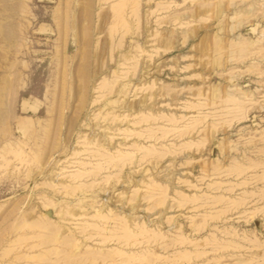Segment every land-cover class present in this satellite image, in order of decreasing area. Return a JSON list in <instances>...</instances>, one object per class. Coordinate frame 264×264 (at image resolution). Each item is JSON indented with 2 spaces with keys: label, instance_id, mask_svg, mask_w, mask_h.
Returning <instances> with one entry per match:
<instances>
[{
  "label": "rangeland",
  "instance_id": "374dc122",
  "mask_svg": "<svg viewBox=\"0 0 264 264\" xmlns=\"http://www.w3.org/2000/svg\"><path fill=\"white\" fill-rule=\"evenodd\" d=\"M0 255L264 264V0H0Z\"/></svg>",
  "mask_w": 264,
  "mask_h": 264
},
{
  "label": "bare ground",
  "instance_id": "6f19581e",
  "mask_svg": "<svg viewBox=\"0 0 264 264\" xmlns=\"http://www.w3.org/2000/svg\"><path fill=\"white\" fill-rule=\"evenodd\" d=\"M62 28H63V27H62ZM62 35H63V34H62ZM245 50H246V49H245ZM106 83H107V82H106ZM107 84H108V83H107ZM105 88H106V87H105ZM244 108H245V107H244ZM260 108H261V107H260ZM95 153H96V152H95ZM95 153H94V154H95ZM98 155H99V154H98ZM96 156H97V155H96ZM104 156H106V155H104ZM107 156H108V155H107ZM122 156H123V155H122ZM113 157H114V155L112 156V158H113ZM124 157H125V156H124ZM124 157H121V158H124ZM119 158H120V157H119ZM125 158H126V157H125ZM113 159H114V158H113ZM117 159H118V158H117ZM127 159H128V158H127ZM107 160H108V159H107ZM124 160H125V159H124ZM106 162H107V161H106ZM80 163H81V162H80ZM78 164H79V163H78ZM86 164H87V163H86ZM80 165H81V164H80ZM80 165H79V166H80ZM94 165H95V164H94ZM118 165H119V164H118ZM84 166H85V165H84ZM100 166H101V165H100ZM110 166H111V165H110ZM112 166H113V165H112ZM92 167H93V166H92ZM92 167H91V168H92ZM118 167H119V166H118ZM82 168H83V167H82ZM96 168H97V167H96ZM98 168H99V167H98ZM48 169H49V168H48ZM79 169H80V168H79ZM87 170H88V169H87ZM94 170H95V169H94ZM100 170H101V169H100ZM77 171H78V170H77ZM81 171H82V170H81ZM83 172H84V171H83ZM89 172H90V170H89ZM79 173H80V171H79ZM81 173H82V172H81ZM87 173H88V172H87ZM73 175H74V174H73ZM87 175H88V174H87ZM69 177H70V176H69ZM71 177H72V176H71ZM75 177H76V176H75ZM73 181H74V180H73ZM69 182H70V181H69ZM66 187H67V186H66ZM57 189H58V188H57ZM69 189H70V188H69ZM71 189H72V188H71ZM155 190H156V189H155ZM157 190H158V189H157ZM157 190H156V191H157ZM50 191H51V190H50ZM55 191H56V190H55ZM61 191H62V189H61ZM158 191H159V190H158ZM160 191H161V190H160ZM48 193H49V192H48ZM67 193H68V192H67ZM155 193H156V192H155ZM155 193H154V194H155ZM162 193H164V192H162ZM60 194H61V193H60ZM160 194H161V193H160ZM158 196H159V195H158ZM54 197H55V196H54ZM89 197H90V196H89ZM58 198H59V197H58ZM61 198H62V197H61ZM56 199H57V196H56ZM76 199H77V198H76ZM47 200H48V199H47ZM63 200H64V199H63ZM77 200H78V199H77ZM49 201H51V200H48V202L46 201L47 204H49ZM61 201H62V200H61ZM46 202H44V203H46ZM76 202H77V201H76ZM44 205H45V204H44ZM49 205H50V204H49ZM83 205H84V204H83ZM45 206H46V205H45ZM47 207H48V206H47ZM25 209H26V208H25ZM64 211H65V210H64ZM23 212H24V210H23ZM56 212H57V211H56ZM13 213H14V212H13ZM56 214H57V213H56ZM95 215H96V213H95ZM13 216H14V215H13ZM101 216H102V214H101ZM50 217H51V216H50ZM66 217H67V215H66ZM106 217H107V216H106ZM16 218H17V217H16ZM75 218H76V217H75ZM66 219H67V218H66ZM66 219H65V220H66ZM110 219H111V218H110ZM50 220H51V219H50ZM94 220H96V219H94ZM101 220H102V219H101ZM45 221H46V220H45ZM45 221H43L42 223H44ZM61 221H62V220H61ZM103 221H104V220H103ZM103 221H102V222H103ZM108 221H109V220H108ZM117 221H119V220L117 219ZM22 222H23V221H22ZM49 222H50V221H49ZM97 222H98V221H97ZM97 222H96V223H97ZM99 222H100V221H99ZM113 222H114V221H113ZM113 222H111V223H113ZM45 223H48V222H45ZM61 223H62V222H61ZM85 223H86V222H85ZM88 223H89V222H88ZM120 223H121V222H120ZM27 224H28V223H27ZM49 224H51V223H49ZM98 224H99V223H98ZM100 224H101V223H100ZM117 224H118V223H117ZM121 224H122V223H121ZM32 225H33V224H32ZM35 225H36V224H35ZM43 225H44V224H43ZM46 225H48V224H46ZM51 225H53V224H51ZM51 225H50V226H51ZM56 225H57V224H56ZM59 225H60V224H59ZM92 225H93V224H92ZM95 225H96V224H95ZM111 225H112V224H111ZM19 226H20V225H19ZM24 226H25V225H24ZM33 226H34V225H33ZM38 226H39V225H38ZM57 226H58V225H57ZM57 226H56V227H57ZM60 226H61V225H60ZM109 226H110V225H109ZM113 226H114V225H113ZM128 226H129V224H128ZM39 227H41V226H39ZM47 227H49V225H48ZM47 227H45V228H47ZM84 227H85V226H84ZM86 227H88V226H86ZM111 227H112V226H111ZM25 228H26V227H25ZM45 228H44V229H45ZM57 228H58V227H57ZM59 228H60V227H59ZM62 228H63V227H62ZM89 228H90V226H89ZM91 228H92V227H91ZM120 228H121V227H120ZM47 229H48V228H47ZM47 229H46V230H47ZM80 229H81V228H80ZM94 229H95V228H94ZM118 229H119V227H118ZM54 230L57 231V229H54ZM82 230L84 231V229H82ZM112 230H113V229H112ZM119 230H120V229H119ZM124 230H125V229H124ZM83 231H82V232H83ZM100 231H101V230H100ZM115 231H116V229H115ZM78 232H79V231H78ZM88 232H89V231H88ZM117 232H118V231H117ZM120 232H121V230H120ZM52 233H53V232H52ZM75 233H76V231H75ZM132 233H133V232H132ZM46 234H47V233H46ZM54 234H55V233H54ZM68 234H69V233H68ZM93 234H94V233H93ZM4 235H5V234H4ZM76 235H77V234H76ZM116 235H117V234H116ZM46 236H47V235H46ZM68 236H69V235H68ZM73 236H74V235H73ZM82 236H83V235H82ZM88 236H89V235H88ZM103 236H104V235H103ZM108 236H110V235H108ZM22 237H23V239L25 238L24 236H22ZM62 237H63V236H62ZM93 237H94V236H93ZM111 237H112V236H111ZM44 238H45V237H44ZM44 238H43V239H44ZM49 238H50V237H49ZM83 238H84V237H83ZM121 238H122V237H121ZM13 239H14V238H13ZM38 239H39V238H38ZM45 239H46V238H45ZM57 239H58V238H57ZM75 239H76V238H75ZM100 239H101V238H100ZM110 239H111V238H110ZM25 240H26V239H25ZM95 240H96V239H95ZM43 241H44V240H43ZM55 241H56V240H55ZM55 241H54V242H55ZM64 241H65V240H64ZM78 241H79V240H78ZM102 241H103V240H102ZM113 241H114V240H113ZM122 241H123V240H122ZM15 242H16V240H15ZM20 242H21V240H20ZM39 242H40V241H39ZM45 242H46V240H45ZM48 242H49V239H48ZM48 242H47V243H48ZM60 242H61V241H60ZM98 242H99V241H98ZM64 243H65V242H64ZM114 243H115V242H114ZM122 243H123V242H122ZM45 244H46V243H45ZM66 244H67V242H66ZM77 244H78V243H77ZM35 245H36V244H35ZM31 246H33V245H31ZM31 246H30V247H31ZM36 246H39V245L37 244ZM60 246H61V245H60ZM77 246H78V245H77ZM26 247H27V246H26ZM66 247H68V245H67ZM70 247H71V246H70ZM73 247H75V246H73ZM54 248H55V247H54ZM56 248H57V247H56ZM59 248H60V247H59ZM59 248H58V249H59ZM63 248H64V246H63ZM81 248H82V247H81ZM84 248H85V247H84ZM28 249H29V248H28ZM4 250H5V249H4ZM34 250H36V249H34ZM62 250H63V249L61 248V251H62ZM115 250H116V249H115ZM115 250H114V251H115ZM48 251H49V250H48ZM75 251H76V250H75ZM82 251H83V250H82ZM82 251H81V252H82ZM87 251H88V250H87ZM109 251H110V250H109ZM118 251H119V250H118ZM43 252H44V251H43ZM3 253H4V252H2L1 254L4 255ZM52 253H53V252H52ZM61 253H62V252H61ZM82 253H83V252H82ZM85 253H86V252H85ZM88 253H90V252L88 251ZM95 253H96V251H95ZM111 253H112V252H111ZM41 254H42V253H41ZM65 254H66V253H65ZM83 254H84V253H83ZM91 254H92V253H91ZM2 255H0L1 258H2ZM36 255H37V254H36ZM51 255H53V254H51ZM79 255H81V254H79ZM101 255H102V254H101ZM18 256H19V258H20V255H18ZM61 256H62V255H61ZM104 256H105V255H104ZM15 257H16V256H15ZM32 257H34V256H32ZM48 257H49V256H48ZM59 257H60V256H59ZM70 257H71V255H70ZM75 257H78V256H75ZM79 257H80V256H79ZM79 257H78V258H79ZM92 257H93V256H92ZM95 257H96V256H95ZM100 257H101V256H100ZM102 257H103V256H102ZM102 257H101V258H102ZM106 257H107V256H106ZM111 257H112V256H111ZM114 257H115V256H114ZM1 258H0V259H1ZM97 258H98V257H97ZM103 258H104V257H103ZM16 259H17V258H16ZM22 259H23V258H22ZM27 259H28V258H27ZM58 259H59V258H58ZM67 259H68V258H67ZM73 259H75V258H73ZM79 259H81V258H79ZM85 259H86V258H85ZM17 260H18V259H17ZM51 260H52V259H51ZM51 260H50V261H51ZM68 260H69V259H68ZM76 260H77V259H76ZM97 260H98V259H97ZM99 260H100V259H99ZM20 261H21V260H20ZM23 261H24V260H23ZM27 261H28V260H27ZM66 261H67V260H66ZM57 262H58V261H57ZM57 262H56V263H57ZM61 262H63V261H61ZM72 262H73V261H72ZM72 262L70 261L69 263H72ZM87 262H88V261H87ZM19 263H20V262H19ZM66 263H67V262H66ZM76 263H77V262H76ZM6 264H7V263H6ZM26 264H27V263H26ZM44 264H46V262H45ZM49 264H50V263H49ZM59 264H60V263H59Z\"/></svg>",
  "mask_w": 264,
  "mask_h": 264
}]
</instances>
